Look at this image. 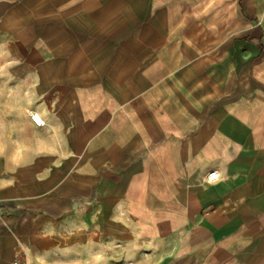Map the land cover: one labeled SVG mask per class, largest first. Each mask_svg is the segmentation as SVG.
Segmentation results:
<instances>
[{
	"label": "crops",
	"instance_id": "obj_1",
	"mask_svg": "<svg viewBox=\"0 0 264 264\" xmlns=\"http://www.w3.org/2000/svg\"><path fill=\"white\" fill-rule=\"evenodd\" d=\"M0 126V264H264V0H0Z\"/></svg>",
	"mask_w": 264,
	"mask_h": 264
},
{
	"label": "clouds",
	"instance_id": "obj_2",
	"mask_svg": "<svg viewBox=\"0 0 264 264\" xmlns=\"http://www.w3.org/2000/svg\"><path fill=\"white\" fill-rule=\"evenodd\" d=\"M40 154L42 153L37 150L36 145L25 139H14L10 149L0 144V159L16 168L23 167L28 162L29 155L34 157Z\"/></svg>",
	"mask_w": 264,
	"mask_h": 264
},
{
	"label": "built area",
	"instance_id": "obj_3",
	"mask_svg": "<svg viewBox=\"0 0 264 264\" xmlns=\"http://www.w3.org/2000/svg\"><path fill=\"white\" fill-rule=\"evenodd\" d=\"M31 119L32 121L37 124V125H43L44 124V118L41 115V113H39L38 111H33L31 113ZM219 172L217 170H212L208 173L207 175V180L208 181H216L219 179ZM13 264H18L17 262L13 263Z\"/></svg>",
	"mask_w": 264,
	"mask_h": 264
}]
</instances>
